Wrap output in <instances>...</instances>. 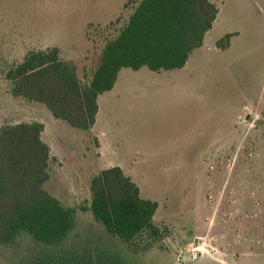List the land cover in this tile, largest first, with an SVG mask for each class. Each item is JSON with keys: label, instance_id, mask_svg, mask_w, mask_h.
<instances>
[{"label": "rangeland", "instance_id": "1", "mask_svg": "<svg viewBox=\"0 0 264 264\" xmlns=\"http://www.w3.org/2000/svg\"><path fill=\"white\" fill-rule=\"evenodd\" d=\"M210 1L219 13L189 65L176 73L122 70L87 132L14 96L8 74L29 51L59 47L84 76L134 2L0 0V130L44 125L45 187L78 208L79 229L95 223L92 179L120 167L159 203L155 222L169 246L195 243L210 259L201 264H264V0ZM150 255L146 264H177L174 255Z\"/></svg>", "mask_w": 264, "mask_h": 264}, {"label": "trees", "instance_id": "2", "mask_svg": "<svg viewBox=\"0 0 264 264\" xmlns=\"http://www.w3.org/2000/svg\"><path fill=\"white\" fill-rule=\"evenodd\" d=\"M132 1L127 20L104 38L89 73L80 75L59 47L29 51L8 74L13 95L43 104L56 119L89 132L97 123L100 96L116 88L122 70H184L219 13L210 0ZM230 37L217 46L228 48ZM43 131L39 122L0 130V264H146L153 252L161 259L178 252L155 222L159 203L144 198L120 167L92 179L88 210L95 223L79 229L78 208L45 187L51 148Z\"/></svg>", "mask_w": 264, "mask_h": 264}, {"label": "flooded vegetation", "instance_id": "3", "mask_svg": "<svg viewBox=\"0 0 264 264\" xmlns=\"http://www.w3.org/2000/svg\"><path fill=\"white\" fill-rule=\"evenodd\" d=\"M176 248L178 252L174 254V257L177 264H201L204 263V261H206V258H208L204 253H202L198 258V260L193 262L189 260V256L185 248L179 249L178 246Z\"/></svg>", "mask_w": 264, "mask_h": 264}, {"label": "built area", "instance_id": "4", "mask_svg": "<svg viewBox=\"0 0 264 264\" xmlns=\"http://www.w3.org/2000/svg\"><path fill=\"white\" fill-rule=\"evenodd\" d=\"M187 254L189 256V260L190 261H196L198 260V258L200 257V255L202 253H204L202 251V248H200L199 246H195V243H191L189 244V246L185 247Z\"/></svg>", "mask_w": 264, "mask_h": 264}, {"label": "crops", "instance_id": "5", "mask_svg": "<svg viewBox=\"0 0 264 264\" xmlns=\"http://www.w3.org/2000/svg\"><path fill=\"white\" fill-rule=\"evenodd\" d=\"M209 33H210V32H209ZM209 33L207 34V37H206V40H205V45H206V43H207V38H208V36H209ZM205 45H204V46H205ZM174 73H176V72H174ZM208 231H209V229H208ZM203 232H204V231H203ZM207 257H209V256H207ZM207 260H210V259H209V258H206V261H207ZM206 261H204V262H206Z\"/></svg>", "mask_w": 264, "mask_h": 264}]
</instances>
